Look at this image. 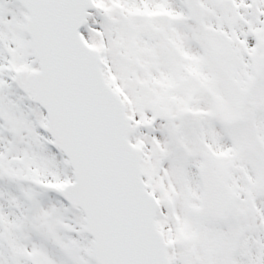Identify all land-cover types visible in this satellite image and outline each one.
I'll use <instances>...</instances> for the list:
<instances>
[{"label": "snow or ice", "instance_id": "obj_1", "mask_svg": "<svg viewBox=\"0 0 264 264\" xmlns=\"http://www.w3.org/2000/svg\"><path fill=\"white\" fill-rule=\"evenodd\" d=\"M0 264H264V0H0Z\"/></svg>", "mask_w": 264, "mask_h": 264}]
</instances>
